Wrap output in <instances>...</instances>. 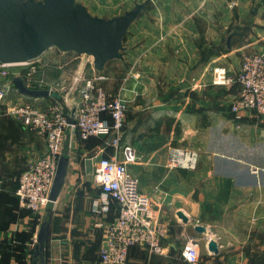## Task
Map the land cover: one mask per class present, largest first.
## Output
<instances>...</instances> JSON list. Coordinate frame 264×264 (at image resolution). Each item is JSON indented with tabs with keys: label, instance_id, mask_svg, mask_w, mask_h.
I'll list each match as a JSON object with an SVG mask.
<instances>
[{
	"label": "crops",
	"instance_id": "crops-1",
	"mask_svg": "<svg viewBox=\"0 0 264 264\" xmlns=\"http://www.w3.org/2000/svg\"><path fill=\"white\" fill-rule=\"evenodd\" d=\"M231 1L235 7L217 0L205 13V7L197 11L177 6L176 0H145L123 39L122 58L101 70L91 56L51 48L36 59L41 64L62 58L66 64L55 77L106 76V91L116 94L124 88L127 105L118 151L107 137L82 140L66 130L65 181L57 200L38 214L21 205L17 190L21 173L46 152V140L7 111L25 103L47 110L60 96L45 87L40 89L55 96L32 98L9 86L0 101V264H33L45 221L46 264H101L100 248L118 210L115 203L100 210L95 169L102 157L123 162L126 146L137 156L129 171L149 196L163 229L161 253L135 244L126 264H192L182 258L189 240L198 242L197 264H264V116L248 112L236 118L230 107L237 87L212 84L213 67L223 65L236 76L246 56L264 55V0ZM131 72L136 79L129 78ZM74 96L76 108L80 98ZM103 118L112 122L107 114ZM173 148L195 152L194 168H170Z\"/></svg>",
	"mask_w": 264,
	"mask_h": 264
},
{
	"label": "built area",
	"instance_id": "built-area-1",
	"mask_svg": "<svg viewBox=\"0 0 264 264\" xmlns=\"http://www.w3.org/2000/svg\"><path fill=\"white\" fill-rule=\"evenodd\" d=\"M20 66L28 67L21 76L26 86L38 88L46 85L44 78L37 77L41 68L36 60L20 64L0 62V74H10L11 68ZM136 77L131 72L129 78ZM106 80L103 75L74 76L69 92L76 93L80 101L72 117L60 111L57 105L49 110H42L30 103L8 108L10 115L46 140V152L19 176L17 195L24 208L38 214L51 203L49 195L68 128L77 132L82 140L95 136L107 137L108 145L119 150L127 112L126 101L122 96L124 88L116 94H110L102 85ZM212 84L237 87V97L230 107V112L236 118L248 112L264 116V55L246 56L236 76H230L223 65L213 67ZM8 89L9 86L0 89V101L6 99ZM105 114L110 116L112 122L103 118ZM71 118L73 124L70 123ZM136 160L135 151L126 146L123 162L102 157L95 169V176L101 185L100 210H108L111 203H115L118 210L117 219L107 226V237L100 248L101 264H126L130 247L139 243L146 244L151 253L162 251L163 229L156 223L149 196L141 191L139 179L128 168ZM196 160L195 152L173 148L169 152L168 166L194 168ZM182 258L197 264L200 258L198 242L189 240L183 247Z\"/></svg>",
	"mask_w": 264,
	"mask_h": 264
},
{
	"label": "water",
	"instance_id": "water-1",
	"mask_svg": "<svg viewBox=\"0 0 264 264\" xmlns=\"http://www.w3.org/2000/svg\"><path fill=\"white\" fill-rule=\"evenodd\" d=\"M145 4H137L117 19H107L89 15L76 0H0V62L26 63L56 47L91 56L94 67L101 70L110 60L122 58L123 39ZM13 84L21 94L32 98L55 96L49 90L26 86L21 77H14ZM70 123H74L72 118ZM68 164V156L62 154L49 195L51 203L61 192ZM48 240L49 221H45L38 232L33 264H46ZM210 249L217 252L214 243Z\"/></svg>",
	"mask_w": 264,
	"mask_h": 264
},
{
	"label": "rangeland",
	"instance_id": "rangeland-1",
	"mask_svg": "<svg viewBox=\"0 0 264 264\" xmlns=\"http://www.w3.org/2000/svg\"><path fill=\"white\" fill-rule=\"evenodd\" d=\"M37 1L43 2L44 0H37ZM144 1L145 0H76V4H79L82 6L85 5L86 7L85 6H83V7L87 10V12L89 14H92V15H97V17L99 16V17H103V18L109 17L110 19H117L119 17H122L126 12L133 10L137 4H141ZM146 1L148 3H151V4L153 3L152 0H146ZM216 1L217 0H176V4H177V6H181V7H184L185 5H189L193 8H196L197 11L202 10V7H205L204 12L206 13V12H210L208 9H206V6L207 5L209 7L211 5L214 6L217 3ZM228 1H229V3H231L234 6V4L232 3L231 0H225V2H228ZM210 10H211V8H210ZM207 14H209V13H207ZM50 50L57 52V50H59V49H57L56 47H52ZM69 53L74 54V55H78V54L73 53V52H69ZM81 56H83V55H81ZM85 56H87V55H85ZM90 58H92V57H90ZM74 63L75 62H71L70 64H68V67H71V64L74 65ZM65 64H66V62L62 58L52 60V61H48V62H45V60L42 61V63L40 64L41 70H40V73L38 74L37 77L41 78V74L44 73V75L48 79L46 78V80H45L46 86L38 87V88L48 87L53 92L57 93L58 96H60V98H55V101H53L52 104L50 103L51 105L48 104L49 108H47V110H49L51 107L57 105V106H59L60 111L65 113L67 116L72 117V115L75 111V106H74V102H75V96L74 95L75 94L72 92H69L72 79L74 78V77L69 78V74H70L69 72H71V74H72V71H68L69 74H65L63 76V78L59 77V75H60L59 72H61V70H63L61 68L64 67L63 65H65ZM73 65H72V67H74ZM75 67H77V66H75ZM75 67H74V69H75ZM27 68H28L27 66L13 67L10 69V74L9 73L8 74H6V73L0 74V85H1L0 87L1 88H7L8 86H10V88H11V85H13V78L18 77V76L19 77L23 76V73L26 72ZM57 74H59L58 77H55ZM63 80H65L67 83L65 86L63 85V83L62 84L54 83L56 81L61 82ZM260 116H263V115H260ZM122 147L123 146L121 144L120 148H122Z\"/></svg>",
	"mask_w": 264,
	"mask_h": 264
}]
</instances>
